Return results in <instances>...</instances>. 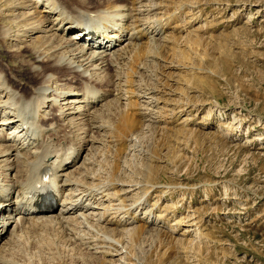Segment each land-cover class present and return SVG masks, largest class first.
<instances>
[{
    "label": "rangeland",
    "instance_id": "obj_1",
    "mask_svg": "<svg viewBox=\"0 0 264 264\" xmlns=\"http://www.w3.org/2000/svg\"><path fill=\"white\" fill-rule=\"evenodd\" d=\"M144 3L160 12L147 15L149 21L160 17L171 25L165 34L171 43H162L161 60L147 61L144 44L110 71L129 79L124 89L134 93L132 105L110 103L104 120L111 129L94 130L100 142L89 145L74 167L87 156L93 162L88 173L81 168L71 175L87 186L111 184L121 199L115 202L134 204L133 213L150 227L101 228L98 214L106 201L95 209L97 232L63 220L24 226L7 254L10 263L264 264V0ZM0 50V57L12 56ZM0 67L7 68L2 60ZM109 88L117 98L125 92ZM147 88L155 95L139 99ZM152 99L158 103L150 106V122L138 104ZM93 244L110 254L95 253Z\"/></svg>",
    "mask_w": 264,
    "mask_h": 264
},
{
    "label": "bare ground",
    "instance_id": "obj_2",
    "mask_svg": "<svg viewBox=\"0 0 264 264\" xmlns=\"http://www.w3.org/2000/svg\"><path fill=\"white\" fill-rule=\"evenodd\" d=\"M81 1L0 0V49H7L14 57H0L7 67H0V264H12L7 254L14 239L24 226L40 220L59 224L63 220L69 226L76 222L91 232L96 231L98 223L101 228L111 226L117 231L123 225L141 222L150 227L149 221L133 213L134 204L122 201L120 207L115 202L121 199L111 184L87 186L71 174L86 170L91 162L86 156L82 165L74 168L88 146L100 142L95 133L111 129L104 120V111L110 110L111 102L128 108L132 105L129 100L134 93L124 89L129 87V79L110 71L114 73L131 52L139 51L144 44L151 53L146 55L147 61L161 60L159 54L165 47L162 43H171L165 37L171 25L160 17L149 21L147 15L157 16L160 12L145 0H126L129 3L125 5L119 0L92 5ZM93 32L94 42L89 40ZM22 75L24 80H20ZM116 85L121 92L125 90L118 98L109 88ZM155 92L147 88L137 97L148 98ZM111 97L115 99L110 101ZM152 100L150 104L144 100L147 104H138V111L148 110L143 114L150 122L155 120L150 106L158 103V99ZM80 133L84 134L82 140L74 141ZM80 187L85 189L79 193ZM46 194H51L57 205L46 208L48 215H40L36 206L43 209ZM106 201L110 204L105 206ZM110 201L116 203L114 208ZM101 205L104 209L98 212L95 224V209ZM75 212L79 213L73 215ZM105 239L102 241L107 244ZM91 242L85 240L87 245ZM92 248L95 253L108 255L106 246L105 250H97L94 244Z\"/></svg>",
    "mask_w": 264,
    "mask_h": 264
}]
</instances>
